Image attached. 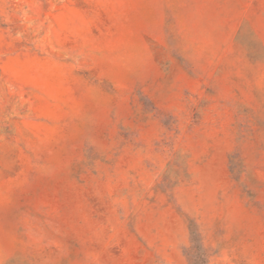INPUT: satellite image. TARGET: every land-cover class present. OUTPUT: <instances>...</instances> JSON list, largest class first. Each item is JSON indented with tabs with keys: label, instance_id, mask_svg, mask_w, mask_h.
Instances as JSON below:
<instances>
[{
	"label": "rangeland",
	"instance_id": "rangeland-1",
	"mask_svg": "<svg viewBox=\"0 0 264 264\" xmlns=\"http://www.w3.org/2000/svg\"><path fill=\"white\" fill-rule=\"evenodd\" d=\"M0 264H264V0H0Z\"/></svg>",
	"mask_w": 264,
	"mask_h": 264
}]
</instances>
